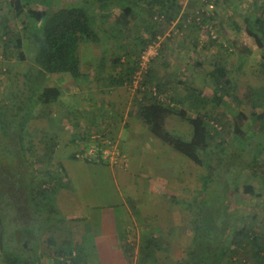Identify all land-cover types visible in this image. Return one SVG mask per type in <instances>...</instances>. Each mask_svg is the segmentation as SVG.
<instances>
[{
	"label": "rangeland",
	"instance_id": "rangeland-1",
	"mask_svg": "<svg viewBox=\"0 0 264 264\" xmlns=\"http://www.w3.org/2000/svg\"><path fill=\"white\" fill-rule=\"evenodd\" d=\"M48 1L56 8H64L72 4L82 5L81 0ZM87 1L94 2V0ZM116 4L121 5V2ZM177 7L179 8L175 6L177 14L175 19L168 21L165 18L160 23L154 19L157 15L160 16L159 9L149 11L140 8L132 13L129 8L122 10L114 4L108 19H103L102 12L93 9L89 12V16L97 36L100 37V42L89 43L84 49L81 48L80 53L84 71L91 72L92 80L87 83L74 82L67 75H60V77L56 75L53 80L46 82V87L52 84H58L61 87L59 104L53 105V108L52 106L43 108L28 99L27 103L22 105L21 118L25 119L26 124L28 123L24 140L25 149H27L28 159L32 158L28 172L21 174L18 172L16 176L13 170H16L17 156L15 158L13 155L10 156L14 147L9 149L12 142L6 137L0 141L6 152L7 165L10 166L8 172L5 168L0 169V216L4 221L7 249L10 244L12 246L14 237L18 236L16 231L26 228V231H23L24 236L26 237L31 230L30 235L34 239L30 243V250L26 252V256L35 261L37 259L41 261L40 253L47 250L49 236H55L57 245L69 246L72 243V231L74 232L72 227L80 225V228L84 229L85 241L92 248L94 247L93 238L109 233V230L121 231V237L116 236L113 241L118 240L120 243L122 240L120 245L122 249L125 240L138 245L144 232L156 237L172 234L168 251L159 252V259L162 264L185 263V250L193 238V229L190 225L191 214L181 206L171 203L168 197H172V191L166 190L167 187L164 189V184L157 178H159L158 175L173 177L175 174H170L169 171L182 169L185 175H189V183H183L182 192L176 197L178 200L193 202L201 197L200 177L203 174L207 175L204 169L153 136V140L159 142V144L154 143L153 146L159 150L157 154H160V158L153 159V171L150 172L151 177L156 178L151 180V184L156 185L157 197L152 201L142 192L140 198L134 197L136 198L134 200L128 198V187L123 185L118 176L120 165L112 163L110 158H101L100 154L97 158L88 157L90 147L105 146L104 142L107 139L113 140L114 145L117 144L121 151L120 131L126 130V125L136 123L134 120L138 118L136 100L141 95L131 87L129 82L125 85H115L112 81L120 74L122 75L124 69L140 62L142 43L157 35L162 36V42L158 56L149 68V70L153 69L154 73L148 87L161 86L164 90L161 92L158 90V93L163 98L164 104L184 109L189 118L204 115L210 129H217L220 132V129L227 128L229 133L221 136L225 144L234 146L227 149L225 154L211 158L212 164L216 163L214 166L216 170L211 174L206 193L207 201L201 205H195L194 212L197 214L203 212L205 215L212 216L213 220L221 215L229 216L227 221L229 223L231 221L232 229L240 225L245 231L251 230L264 236V135H256L259 129L257 116L264 113V107L257 106L255 99H251L252 97L248 95L251 89L258 90L264 84L262 78L264 49L262 43L249 34L244 24L245 17H264V0H179ZM8 8V5L0 0V45L2 47L0 48V102L8 96V89L13 84H22L25 81L24 75L28 72L30 64L26 58L19 56L14 40L6 43L7 40L24 36L26 33L25 19L14 18L8 13ZM203 14L207 16L206 19L203 18L204 23H202ZM197 19L201 20L194 23ZM188 20L191 23H188ZM236 24L241 28L240 31H237ZM4 28L5 33L2 34ZM4 37L6 40L3 39ZM235 42H240L244 48L250 50V53L244 55L245 53L239 52ZM26 48L25 40L24 51ZM89 56L94 57L95 63L86 62ZM98 62H101L102 71L97 66ZM91 63L95 65V69L91 68ZM219 67L227 69V82L239 102L229 97L221 101L222 96L214 84V73ZM95 72L100 74L99 77ZM30 90L26 93L29 98ZM193 92L206 94L210 101L205 105L193 104V100L188 99ZM85 94L92 96L94 94L98 98L87 96L80 99ZM100 95L106 96L110 104L105 103V99L100 98ZM103 102L104 108H101ZM226 103L228 105H225ZM255 103L257 108L253 107ZM233 112H242L249 118L245 122L241 121L242 119L238 121L233 118ZM127 113L129 117L126 121ZM131 115L133 119H129ZM222 115L224 116L222 122H217L216 120ZM62 124L66 126V129L58 128L63 126ZM239 124L242 126L239 127ZM3 125L7 126L5 123ZM135 125L140 127L139 124ZM167 126L171 132L183 139H189L192 135L190 123L178 116H173ZM51 140L59 144L56 146L58 153L52 157L56 166L50 171V177L56 179L54 188L59 189L64 186L65 178L69 182L66 186L68 207L65 210L63 207L56 217L53 212L55 207L53 203L45 205L49 210L33 206L30 201L24 204L23 210L18 209L24 202L22 198L19 206L17 205L19 200L17 190L22 188L28 194L30 192L28 185L31 184L35 188L39 182V180L35 181L34 175L46 171L49 161L46 155L50 149ZM221 141L217 139L211 148L214 156L218 154L219 146L222 145L218 143ZM244 142H247L246 147L240 148ZM124 144L127 147L130 141L127 143L125 141ZM247 146L250 148L248 152L251 155L258 154V162L251 163V155L248 153L247 159L250 163L241 174L242 166L239 164L245 163L247 156L244 152H247ZM138 147L137 150L144 152L142 146ZM128 148L130 149V145ZM83 153L86 156L84 160L78 158ZM73 156L77 159L66 160V157ZM19 157L23 162L24 154H19ZM126 166L127 163L125 168L120 170H125ZM26 168L27 166L24 169ZM136 170L139 175V189L142 190L145 188L144 173H146L143 163ZM112 172L115 173V179ZM130 172H132L131 169ZM238 177H240L239 190L236 193L226 191L228 183H234ZM246 186H252L256 193L259 191L260 197L245 194ZM126 200L127 203L123 205L122 203ZM110 205H118L112 209L117 228L108 230L102 226L100 214L104 207ZM32 207L42 212V216L46 221L48 220L47 223ZM127 210L134 216L131 219L136 221L137 226L124 234L127 225L129 227L134 225L130 218L125 217ZM79 216L82 217V224H77L76 218ZM48 223L54 226V229L50 230L48 226H43ZM207 223L210 224L211 221ZM89 228L92 229L93 237L91 232L88 233ZM46 231L48 232L45 235ZM14 244L17 248L16 241ZM24 245L26 246V243ZM90 251L92 252L85 253L87 257L85 260L89 264H116L122 260L119 258L120 252L110 258V253L101 252L99 255L97 251ZM113 253L114 251L110 255ZM245 254L241 252L242 258L239 260L242 263H237L243 264ZM49 256L41 264L58 263L54 252ZM246 259L248 260L244 264H254L252 258ZM0 264L3 263L0 262Z\"/></svg>",
	"mask_w": 264,
	"mask_h": 264
},
{
	"label": "trees",
	"instance_id": "trees-1",
	"mask_svg": "<svg viewBox=\"0 0 264 264\" xmlns=\"http://www.w3.org/2000/svg\"><path fill=\"white\" fill-rule=\"evenodd\" d=\"M9 1L11 14L14 18L23 17L25 19L24 23L26 31L24 36L9 39V42L14 40L16 42L15 47L19 51V56L21 58H26V61L30 63L28 72L24 75L25 81L22 82V84H13L12 87L8 89V96H5L0 105V141L6 137L8 141L12 142V146H10L9 149L11 150L14 147V150L11 151L12 153H10V156L13 155L14 158L17 156L16 170H13L17 176V174H19L18 172H20V174L25 171L28 172L32 160V158L28 159L27 149H25L24 140L27 135L26 126L28 123L26 124V121H24L25 119L21 118V111L23 110L22 105L27 103L28 99L33 100L43 108L58 104L60 101V88L58 86L46 87V82L52 76L67 75L74 81H79L83 78L81 73L82 62L80 57V46L87 43H97L99 41L92 26L89 12L93 9L99 10L102 12V18L108 19L110 18L112 5L119 1L94 0V2H89L85 0L82 5L72 4L64 8L53 7L52 3L47 0ZM178 1L179 0H121L120 7L122 10L130 8L132 12L142 6H146L149 11L159 9L161 11L159 14L164 16L168 21H171L177 16L175 6L176 8H179L177 7ZM206 17V15H202V19H206ZM204 19L202 23H204ZM189 21L190 20H188V23H191V21ZM194 23H196V21H194ZM244 24L249 34L255 37L257 41L261 42L264 49V17H245ZM236 29L237 31L241 30L237 24ZM7 33H9V30H7ZM155 39L156 36L150 40L144 41L141 47L142 52L146 50ZM25 40L27 41V48L24 51ZM235 47L239 52L243 54L245 53L244 55L250 53V50L244 48L240 42H235ZM137 70L138 63H135V66L129 67L127 71H123L122 79L113 83L115 85H125L126 82H131L132 77ZM153 73L154 70L150 69L148 73L144 75L141 82L142 86L149 85L148 83L152 80ZM262 78L264 80V64ZM227 80V69L223 67L217 68L214 73V84L216 90L220 92L222 96L221 101L225 97H229L239 102V99L232 93L233 89L230 84H228ZM156 87L160 92L164 90L159 85H156ZM29 90L31 94L30 98L26 95ZM248 95L252 97L251 99H255L257 106L264 107V84L258 90L251 89V92ZM190 97H192L193 104L202 103L205 105L210 101L209 97L201 92H193ZM136 104L138 107V118L154 137L189 159L195 165L203 168L205 173H207V175L203 174L200 177L202 198L200 197L193 202H185L178 200L175 197H168L171 203L181 206L186 212L191 214L190 225L193 229V238L186 247V260L184 264H239L237 262L242 263L239 260L242 258L240 257L241 252L246 253L244 256L245 261L248 260L246 258H252L254 264H264L263 235L251 232V230L245 231L240 225L232 229L231 221L230 223L227 221L229 216L221 215L213 220L212 216L205 215L203 212H200L199 214L194 212L195 205H201L207 201L206 193L207 188L210 185L211 174L216 170V168H214L216 163L214 162V164H212L211 158H217L219 154L223 155L227 149L234 147L232 144H225L226 142L221 136L222 134H228L229 130L227 128H222L220 129L221 131L218 132L217 129H210L204 115L189 118L184 109L164 104L147 93L141 94V97L139 99L137 98ZM225 105L228 104L226 103ZM257 106L256 103L253 105L254 108H257ZM232 115L233 118H236L238 121L242 119L241 121L243 122L249 118L242 112H233ZM173 116H178L190 123L192 127V137L190 140H185L168 129L167 124ZM257 117L259 121V129L256 135H264V113ZM223 119L224 116L222 115L216 121L220 123ZM243 122L240 123L242 124ZM3 123L7 124V126L5 127ZM241 124H239V127L242 126ZM217 139L222 140L218 143V145H221V143L222 145L221 147L219 146L218 154H216L217 156H214L211 152V148ZM246 144L247 142L242 143L240 148L242 146L246 147ZM249 146H247V152H244L247 156L244 160L245 163L242 164L240 162L239 164L242 166L241 174L247 169L250 162H258V154L251 155V153L248 152L250 151ZM55 149L56 146L50 147L49 155L46 156L49 159L46 165L49 172L56 166L52 162V155L54 154ZM22 153L24 154V163L19 157V154L22 155ZM248 153L251 155L250 162L247 159ZM5 158L6 152L0 144V169L4 170L5 168L8 172L10 166L9 164L7 165ZM73 159L76 160L77 158L73 156ZM26 166L27 168L24 169ZM61 168L63 170L62 166ZM240 177H238L234 183H228L226 191L229 190V193H236L239 190ZM50 181L53 182L56 181V179L51 178ZM28 188L30 191L28 194H26L22 188L17 190V195L19 196L17 205L19 206L21 198L24 201L21 207H17L18 209L23 210L24 204L29 201L33 206L38 207L39 204L36 203L37 196H42L44 193L45 195L49 194V191L43 190L42 186L39 187V191L37 190V186L33 188L31 184L28 185ZM52 190V192H55V188ZM244 192L245 194L256 196L255 189L252 186H246ZM24 197L26 198L24 199ZM14 206L16 205L14 204ZM34 210L36 213H40L41 217L42 212L39 211L38 208ZM41 219L45 220L43 217H41ZM207 220L211 221V223L208 224ZM47 221L45 220V223H47ZM43 226H48L50 230L54 228V226L49 223ZM25 229L23 230L22 228L21 231H26ZM16 232L18 233V231ZM30 232L26 237L22 233L23 239H21L19 235L14 237V241H16L18 247L16 248V244H14L13 241L12 246L10 244L11 247L9 246L7 249L4 221L0 216V255L3 264H39V259L35 261V259L26 256V252L30 250L32 239ZM47 232L48 231L45 232V235ZM144 233L145 234L141 237V241L138 245L132 244L126 240L123 242V255L126 264H162L158 253L169 249L172 234L164 237H156L153 234ZM24 243H26V246ZM72 252L73 250L68 251V253H66V251L55 253L57 255V264H62L60 259L62 257L71 256ZM249 254L251 255L250 257ZM77 259L78 258L74 259L72 264H76ZM245 261H243V264Z\"/></svg>",
	"mask_w": 264,
	"mask_h": 264
},
{
	"label": "crops",
	"instance_id": "crops-1",
	"mask_svg": "<svg viewBox=\"0 0 264 264\" xmlns=\"http://www.w3.org/2000/svg\"><path fill=\"white\" fill-rule=\"evenodd\" d=\"M84 1L85 0H81L82 4L84 3ZM118 1L119 2H115V5H117L118 8L120 9L121 5L116 4V3H120V0H118ZM2 2L5 3V5H8V7H9L8 13L10 15H12L11 14L10 1L9 0H2ZM140 8L144 9V10L147 9L146 6H142ZM129 10L131 11L130 8H129ZM134 12H132V13H134ZM110 13H111V11H110ZM5 28L3 29L2 34L5 33ZM94 31H95V28H94ZM96 34H97V32H96ZM98 38H99L98 42H100V37L98 36ZM3 39L6 40V37H4ZM6 43H9V40ZM6 45H8V44H6ZM86 45H89V43L83 44L80 46V53H81V48L84 49ZM24 47H25V41H24ZM0 48H2L1 45H0ZM84 56H85V54H84ZM87 59L88 60L86 62H91V61L93 62L95 60L93 56L92 57L89 56ZM81 62H83L82 59H81ZM93 63H95V62H93ZM97 66L102 71L101 62H98ZM91 68L95 69V65L92 64ZM128 69H129V67H127L123 71H127ZM81 73H82L83 78L81 80H79L80 82L82 81V82L87 83L89 80H92L91 79V76H92L91 72H88L87 70L84 71L83 63L81 65ZM95 74L98 77L100 75L97 72H95ZM54 77L55 76L50 77L47 82H49L51 79L53 80ZM122 77H123V74L122 75L120 74L119 77L117 79H114L112 82L120 80V79H122ZM72 81H74V80H72ZM79 81H74V82H79ZM112 82H111V84H112ZM53 86L59 87L58 84H52L50 87H53ZM59 88H61V87H59ZM87 96H92V95L85 94V95H82L80 99H84ZM93 96H94V94H93ZM95 97L98 98L97 96H94L93 98H95ZM100 98H104L105 99L104 102L107 104H110L108 99L106 98V96L100 95ZM191 98L192 97H189L188 99H191ZM2 102H3V100L0 102V105L2 104ZM104 102L102 103L101 108H104ZM51 108H53V106ZM126 115H127L126 116V121H127L128 117H129L128 113ZM129 115H130V112H129ZM129 119H133L132 115L130 116ZM134 120L136 122L135 124H139L140 127L138 125H135V124H133V125L128 124V125H126L127 126L126 130L123 131L121 129V131H120V135H119V138L121 139L120 147H121V151H122L123 155L125 156V160H126L125 165L127 163V166H126L127 170L126 169L120 170L121 168L119 167L118 170L120 172L118 173V176H119L120 180L122 181L123 185L125 184L124 186L128 187L127 188L128 189V198H133L134 200H136L137 197L140 198V193L143 192L145 196H148L150 200L154 201L157 197L156 192H155L156 185L154 183L151 184V180L156 179V178L151 177L150 172L153 171V164H152L153 159L160 158V156H159L160 154H157V152H159V150H156L153 146L154 143H157L158 141L153 140V135L143 125V123L140 121L139 118L136 117V118H134ZM127 123H129V122H127ZM55 125H57V123H55ZM59 125H61V124H59ZM62 125L63 126L58 127V128H60V130H63L66 127L64 124H62ZM191 137H192V135H190L189 139H185V140H190ZM125 141H126V143L128 141H130V144H129L130 149L129 148L127 149V147L129 145L126 147V145L124 144ZM150 143H152V144H150ZM158 144H159V142H158ZM52 146H59V144H56L54 140H51L50 144H49V148ZM138 146H142L144 148V152L141 153L139 150H137ZM56 153H58V150L55 149V152L52 155V157ZM48 155H49V151H48V154L46 156H48ZM67 159L70 160V159H73V157H66V160ZM52 162L54 163V160H52ZM86 163H90V162H86ZM142 163H143V166H144L145 171H146V173H144L145 174L144 175V177H145L144 178V187L145 188L140 190L139 189L140 185L138 182L139 175L137 174L136 169H139L140 166L142 165ZM47 168L48 167H46V171H42L41 173H37L34 176V178L36 180H39V182L37 183L38 184L37 189H40L39 187L42 186L43 190L49 191L48 195H45V193L42 196L38 195L36 198V203L39 204V206L42 208V210H49L46 208L45 205H51V203H53L55 205V207H54V209L53 208H51V209H53V212H55L54 216L56 217L59 215L58 214L59 211H62L63 207H64V210L67 209V207H68L69 201H67L68 194L66 191V188H67L66 186H68L67 183H69V182L65 178V180H63L64 186H61V188H59V189L55 188V192H52L53 191L52 189L54 188L55 183H54V181L53 182L50 181V179H51L50 172L47 170ZM130 169L133 173L130 172ZM169 173L170 174L174 173L175 175L173 177H167V176L164 177L162 175H158L159 178H157V179L161 180L162 184H164V187H165L164 189H166V187H167L168 189H166V190L172 191V197H175L176 199H178L176 197V195H178V193L182 192L181 189H182V185L184 186V184H183L184 182L186 184L189 183V180H188L189 175H185L184 171H182V169H180L179 171L178 170L175 171L172 169L171 171H169ZM113 177L115 179V173H113ZM255 192H256V190H255ZM58 193H61V194H58ZM256 196L260 197L259 191H257ZM134 197H136V198H134ZM181 201H184V199H182ZM185 202H188V201H185ZM125 203H127V200L124 201L122 204L125 205ZM115 206H118V205H110L108 207H104L103 212L100 214L102 226L106 227V229H108V230L113 228V227L117 228L115 226V220H114L115 216L113 218L114 214H113V210H112ZM125 208L127 209L126 206H125ZM132 216L133 215L131 214V212H128V210H127V214L125 217H128L131 219ZM41 217H43L42 214H41ZM106 217H108L107 220H105ZM72 218H74V217H72ZM76 219H78L77 224H82V222H81L82 217L81 216L77 217ZM133 223H134V225H132L130 227H129V225H127L126 228L124 227L125 228L124 234L129 232V229H135L136 228V226H137L136 221L135 222L133 221ZM72 229H74V232L72 231V237H71L72 243L69 246H64V244L63 245L62 244L57 245V241H55V239H54L55 236L54 237L53 236L48 237V248L44 252L40 253L41 261L39 260V264H41L42 261H44L46 258L50 257L49 255L52 254L53 252L58 253L60 251H64V252L66 251V253H68V251H70V250L78 251V257H77L78 259L76 260L77 261L76 264H89L88 261L85 260V259H87L85 253L92 252L90 250H93V252L97 251V253H99V255H101L100 254L101 252L111 254L114 251V253L112 255L109 254L110 258H113L115 253L120 252L119 258H121L122 260L120 259L121 261L118 263L116 262V264H126L125 257L123 255V249L120 246L122 240L120 241V243L118 242V240L113 241L114 237H116V236L121 237L122 234H121V231L119 229L115 230L116 232L109 230V233H106V234L103 233V234L97 235L95 238H93V240H94V244H93L94 247L93 248L90 247L88 245V243L85 241L84 229L80 228V225H77V227L73 226ZM90 232L92 234L91 228H89L88 233H90ZM22 233H23L22 231L18 232V235L20 236L21 239H23ZM92 237H93V234H92ZM33 240L34 239L32 236L31 242H33ZM42 241H43V239H42ZM122 246H123V244H122ZM0 253H1V247H0ZM103 253H102V255H103ZM79 257H80V260H79ZM0 262H1V255H0Z\"/></svg>",
	"mask_w": 264,
	"mask_h": 264
},
{
	"label": "built area",
	"instance_id": "built-area-1",
	"mask_svg": "<svg viewBox=\"0 0 264 264\" xmlns=\"http://www.w3.org/2000/svg\"><path fill=\"white\" fill-rule=\"evenodd\" d=\"M155 21L162 22L165 18L162 15H157L155 18ZM200 21V19H197V23ZM190 22V21H189ZM162 42V36L157 35L156 39L146 48L145 51L142 52V55L140 57V62L138 63V70L135 72V74L132 77V81L129 82L131 87H133L136 91H138L141 94H149L150 96H153L158 101L165 103L163 98L158 93V88L155 87H148V86H142L141 82L144 78V75L148 73L150 65L152 61L158 56L160 45ZM105 146H99L96 147H90L88 157H99V154L101 155V158H110L112 163H115L117 165H120V168H125V156L122 154L121 151H119L118 145H114V141L111 139H107L104 142ZM104 148H106L104 150ZM108 148V149H107ZM85 154L83 153L78 158H85ZM78 256V253L76 251L72 252L71 256L62 257L60 260L62 264H72L73 260L76 259Z\"/></svg>",
	"mask_w": 264,
	"mask_h": 264
}]
</instances>
